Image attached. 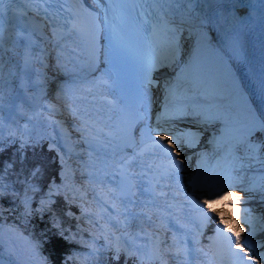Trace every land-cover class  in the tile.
<instances>
[{
  "label": "snow or ice",
  "instance_id": "1",
  "mask_svg": "<svg viewBox=\"0 0 264 264\" xmlns=\"http://www.w3.org/2000/svg\"><path fill=\"white\" fill-rule=\"evenodd\" d=\"M39 2L43 4L45 0ZM70 2L74 8L91 11L84 0ZM173 2L152 0V11L143 16L154 37L165 34L172 26V13L167 5ZM92 3L102 6L100 0ZM105 3L111 7L118 0ZM68 24L70 28L76 26L73 18ZM57 30L64 31L63 24L49 28ZM26 53L27 60L34 59L30 49ZM163 66L158 64L156 70ZM150 84L162 87L163 94L155 120L149 97V123L133 121L127 133L128 142L120 146L123 158L116 164L113 177L116 183L109 189L117 197L111 202L114 211L109 214L115 226L103 220L101 213L105 209H98L94 220L88 219L86 213L91 210L69 204L55 180L49 182L39 197L25 184L20 192L11 190L13 208L0 204V219L5 212L18 210L17 215L24 223L35 216L45 225L41 233H51L43 240L34 238L32 233L22 237L34 264H224L223 258L214 253L216 242L221 240L230 264H264V251H257L262 245L252 243L257 232L264 239V121L238 136H219L209 131L203 120L170 108L167 93L171 86L167 82L163 86L160 81ZM153 132L168 135L152 136ZM9 135L23 147V136H17L15 130ZM4 138L0 136V153L4 151ZM17 163L23 165L22 154L19 160L13 155L0 162V189L5 190L0 199L10 189L11 182L6 177ZM234 187L240 188L243 197L225 191ZM229 195L232 200L225 207L243 204L237 211L242 210L240 222L245 227H228L225 217L211 209L213 203ZM57 196L64 200L62 211L55 207ZM209 232L211 235H207Z\"/></svg>",
  "mask_w": 264,
  "mask_h": 264
},
{
  "label": "bare ground",
  "instance_id": "2",
  "mask_svg": "<svg viewBox=\"0 0 264 264\" xmlns=\"http://www.w3.org/2000/svg\"><path fill=\"white\" fill-rule=\"evenodd\" d=\"M171 24L172 26L167 30L165 36L167 37L168 42L172 44L173 48L176 51L177 54L176 56H178L177 59H179L178 64L174 67L172 66L173 69L171 73L168 75V77L159 80L153 78L152 81H160L161 86H163V84L167 82V84L171 86L169 92L167 93L168 104L170 108L176 113L187 114L188 116H190L188 112H185L183 110V108L185 107L184 105L186 104V100L183 98L184 96L179 91V89L177 90V88L179 87H177L176 85H171L169 83V80H172L174 75H178V77H182V79H196V78H202L206 76L208 73L210 72L212 73L213 71H217V70L225 72L229 64L226 58L223 57L221 52L216 47L215 48L212 47L211 50L208 52V57L202 59L201 56L197 53L201 46V39L195 40L193 44L194 49H192L190 46H185L184 43H186V40L184 42L183 31L176 30L177 28L173 26V24H175L174 21H171ZM175 26L178 27L179 24L177 23L175 24ZM13 51L14 50L11 48L0 50V55H1L0 61H3V65L2 67H0V79L3 80L6 84L5 86L7 87L6 93L11 98H16V97H20L21 94H25L26 93L25 91H28L26 94L34 93L36 97H38V91L35 90L33 87L35 84L29 85L28 83V76L26 70H24L21 73L17 72L16 66L13 64L12 59L9 58L8 55ZM17 74H18V79L16 78ZM52 85L54 86V83H52ZM162 94H163L162 87H156V90H152L151 103L153 110H156V107L160 104ZM236 96L237 98H235L234 100L232 99L230 105L244 104L245 102L249 101L243 88L239 90ZM34 99L31 100L32 104L36 103V100ZM38 100H40V96L38 97ZM198 101L199 100L196 99L193 100L194 103H197ZM153 114L155 115V111L153 112ZM161 135H168V133L161 132ZM228 203L225 204L228 205ZM215 204L224 205V203L222 204L221 201L216 202ZM224 208L232 213H236L238 210L237 204L228 207L224 206ZM74 209H76V207H74ZM217 212H221V210L220 211L217 210ZM238 214H239V220L241 221V219L243 218V213L238 212ZM230 219L231 218L229 216L228 221H230ZM229 224L230 227H234L231 223ZM239 226L245 227V225L241 223V225L239 224H237V226L235 225V228H238ZM259 236H260L259 232L255 233L253 236L252 240L256 244H258ZM22 237L25 236L23 235L21 236V234L13 230V228L10 229L4 226L2 229H0V253L6 256H13L21 264H34L30 256V251L28 249L27 243ZM257 251H264V250L262 249V247H259Z\"/></svg>",
  "mask_w": 264,
  "mask_h": 264
},
{
  "label": "rangeland",
  "instance_id": "3",
  "mask_svg": "<svg viewBox=\"0 0 264 264\" xmlns=\"http://www.w3.org/2000/svg\"><path fill=\"white\" fill-rule=\"evenodd\" d=\"M176 28H177V31H183L184 42L186 40L185 45L190 46L191 48L193 47L195 40L201 39V41H202V40L206 39L205 38L206 33H205L204 29L196 28L193 26L192 27L186 26V25H179L178 27L176 26ZM202 45H203V41H202ZM202 45L200 46L198 51H199V54H201L202 58L205 59L208 57V52L210 51L211 47L208 48V46H207L205 48ZM213 72H218V70L213 71ZM210 73H208L204 77L205 78L208 77L210 75ZM190 80H194V79H180V80H177L175 82L176 86L179 87V91L183 94V96L186 100V104L184 105L185 106L184 110L186 112H188L189 115L196 120H201L200 117L204 118L205 119V120H203L204 125L208 128L209 131H211V132H213L219 136H226L227 137L230 132L231 133L233 131L239 132L242 129L246 130L247 128H249L253 125L249 121H247V119H246V122H243L245 116H248L252 113L251 112L252 110L250 109V105L248 104V101L245 102L244 104H237V105L232 104V105H230V102L232 101V99L234 100L235 98H237L236 95L239 92V90L232 92V94L229 95L227 99H222V100H226L224 102L214 103V101H213V104H219V105H216L214 107H209L208 105L204 104V102L200 99V97L197 95L198 93H196L195 90L193 91L192 89H190V85L188 84V82ZM184 81H186V82H184ZM6 88L7 87H5V85H1V90L3 89L2 92H4V98L1 100V103H0V126L4 125L3 130L7 134V132L11 131L12 129L17 130V128L14 125L15 122H13L14 117L12 116L11 113L14 112L17 108L22 109L23 108L22 103H25V100L24 99L20 100L18 98H17L18 100L17 99L10 100V98L8 97V95L5 91ZM154 90H156V88ZM25 99L27 101V97H25ZM194 99L199 100V101L197 103H194L193 102ZM26 104H29L28 101ZM35 109L33 107L29 110V112L28 111L24 112V116L20 117V119H17L15 117V119H17L16 121L24 122V123H32V119L37 118V117H35V112H36ZM206 135H207V132H206ZM10 177H11V181H12L13 185L19 184V185L25 187V184H27V185L30 184L31 186H34V185L39 186V184H40L39 183L40 173L37 176H34L33 178L32 177L31 178L26 177L24 175L19 176L16 174H14L13 176H10ZM32 192L35 193V195L37 197H39L40 191L38 189L33 190ZM231 193H238L239 195H241L243 197V192L240 190V188L234 187L233 192H231ZM229 196H231V195H229ZM225 203H224V206L226 205ZM248 206L251 207L252 204L250 203ZM243 207H244V205L239 203V209H242ZM15 214H16L15 218L17 219V221L19 219H21L17 215V210H16ZM227 214L229 215V213H227ZM225 216L228 217L227 215H225ZM230 218L232 219V220L230 219L232 225L237 226L236 220L233 219L231 216H230ZM35 224L37 225V221L35 222ZM3 227H4L3 225L0 226V229H2ZM258 243L260 245H262L261 247L264 250V239H262L261 236L258 237Z\"/></svg>",
  "mask_w": 264,
  "mask_h": 264
},
{
  "label": "trees",
  "instance_id": "4",
  "mask_svg": "<svg viewBox=\"0 0 264 264\" xmlns=\"http://www.w3.org/2000/svg\"><path fill=\"white\" fill-rule=\"evenodd\" d=\"M228 72H219L216 73L215 75L211 76L210 78L206 79L202 85L198 84L197 86L200 87V91L203 93L202 98L208 102H213L214 100H221L222 99H227L229 95L232 94V92L236 91L237 88V81L234 78L233 74L228 73ZM226 93V97H221L220 95ZM247 130V129H246ZM47 131H44L43 133H36V132H28L27 130L23 131V136L25 137V141H32L35 138H38L37 141H43L45 140L44 136L46 135ZM243 133V132H242ZM241 134V133H240ZM238 136V135H236ZM30 137V138H28ZM229 137H234V135H230ZM20 144V141L15 142L13 145H6L4 152L0 153V161H4L7 158H12L13 155H15L16 159L19 160L21 155L19 153L18 150V146ZM23 146H28L27 144H23ZM28 147L24 148L27 149ZM51 162V159H48ZM19 163H17L16 166L18 167H22L23 165H21ZM42 166H38V165H34L33 168L30 169V177H32V175L37 176L40 171L42 170ZM13 173H18V170H14L11 173V176H13ZM20 176V174H19ZM26 177H29L28 175ZM28 187L30 188H34L32 187L30 184L28 185ZM30 188V189H31ZM15 190L17 192H20L24 189L23 186L21 185H12L10 186V189L7 190V194H5V197L3 196V199L1 203L6 202L9 205L14 206L15 201L13 200V197L11 195V190ZM35 206V205H34ZM18 211V210H17ZM12 214H9V218L13 219V221L15 223H18L17 219L14 218L16 216V210H12L11 211ZM38 218H36L35 216L29 221V224L27 223V228H28V232L31 230L34 238L36 239H40L43 240L45 239L46 236L51 235V233H41V226H39L38 224H35V220H37ZM44 227V226H43ZM46 251L48 250L47 248L45 249Z\"/></svg>",
  "mask_w": 264,
  "mask_h": 264
},
{
  "label": "water",
  "instance_id": "5",
  "mask_svg": "<svg viewBox=\"0 0 264 264\" xmlns=\"http://www.w3.org/2000/svg\"><path fill=\"white\" fill-rule=\"evenodd\" d=\"M211 75V74H210ZM224 101H226V100H224ZM224 101H221V100H216V102H224ZM216 105H219V104H215L214 106H216ZM214 106H212V107H214ZM245 107V106H244ZM191 117V116H190ZM202 118V117H201ZM246 119H247V121H249L250 123H252V120H251V118H250V116L248 115V116H245V118H244V121L243 122H246ZM202 120H205L204 118H202ZM204 123V122H203ZM225 191H228L229 192V190L228 189H225ZM230 193V192H229ZM16 260L15 259H11L10 257H6V255H2L1 253H0V264H18V262H15Z\"/></svg>",
  "mask_w": 264,
  "mask_h": 264
}]
</instances>
